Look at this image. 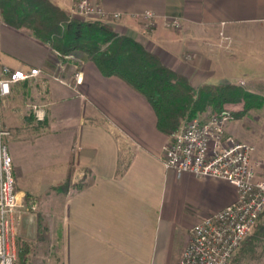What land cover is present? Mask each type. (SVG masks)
<instances>
[{
	"label": "crops",
	"instance_id": "obj_1",
	"mask_svg": "<svg viewBox=\"0 0 264 264\" xmlns=\"http://www.w3.org/2000/svg\"><path fill=\"white\" fill-rule=\"evenodd\" d=\"M52 1L69 11L74 0ZM95 1L121 14L109 22L116 32L140 41L194 87L264 80V0ZM146 11L158 16L150 30L137 18ZM169 18L180 19L181 28L166 27ZM234 28H240V47L231 54L220 32ZM0 40V67H40L48 85L42 132L31 136L28 125L9 115L4 121L13 132L8 141L16 187L37 204L45 197L50 240L59 242L62 263L180 264L192 228L235 202L236 188L166 168L164 146L172 138L158 129L151 104L121 78L104 76L83 53L62 61L30 31L4 21ZM26 41L40 48L34 60L15 54ZM69 64L80 66L81 83L65 72ZM15 85L2 101L11 99ZM227 132L242 140L230 122ZM70 168L71 184L65 188ZM41 169L44 179L35 178L41 187L26 186L25 176ZM20 216L35 223V214ZM22 234L34 237L36 229Z\"/></svg>",
	"mask_w": 264,
	"mask_h": 264
},
{
	"label": "built area",
	"instance_id": "obj_2",
	"mask_svg": "<svg viewBox=\"0 0 264 264\" xmlns=\"http://www.w3.org/2000/svg\"><path fill=\"white\" fill-rule=\"evenodd\" d=\"M71 14L82 19L110 21L121 16L109 13L95 0H74ZM147 28L157 25L151 11L139 15ZM165 25L180 29L178 18L165 19ZM43 69L35 66L0 67V106L13 85L38 78ZM82 75H76L81 83ZM35 116L45 120V109L35 106ZM231 116L227 112L198 115L185 122L164 146V165L177 173L190 172L231 183L237 199L215 214L202 218L191 230V240L180 264H232L242 243L250 236L264 212V178L259 177L253 161L255 147L240 142L227 132ZM10 131L0 118V264H16L18 252L15 235L24 195L16 187L14 162L6 142ZM34 208V206H33Z\"/></svg>",
	"mask_w": 264,
	"mask_h": 264
},
{
	"label": "trees",
	"instance_id": "obj_3",
	"mask_svg": "<svg viewBox=\"0 0 264 264\" xmlns=\"http://www.w3.org/2000/svg\"><path fill=\"white\" fill-rule=\"evenodd\" d=\"M0 16L6 24L28 30L48 44L60 60L81 52L104 76L124 80L148 100L156 113L158 129L172 139L183 122L208 108L242 118L251 110L264 107V95L236 83L224 81L194 87L185 75L166 66L140 41L116 32L109 22L73 16L52 0H0ZM71 177L70 168L63 183L65 188L71 184ZM36 223L34 237L18 239L16 264H29L35 239H50L49 228L39 214ZM257 226L259 231L254 237L260 238L257 235L264 225Z\"/></svg>",
	"mask_w": 264,
	"mask_h": 264
},
{
	"label": "rangeland",
	"instance_id": "obj_4",
	"mask_svg": "<svg viewBox=\"0 0 264 264\" xmlns=\"http://www.w3.org/2000/svg\"><path fill=\"white\" fill-rule=\"evenodd\" d=\"M71 13V9L69 10ZM78 17V16H77ZM80 18V17H79ZM121 18V16L119 17ZM116 18V19H119ZM139 19V17H137ZM88 19V18H87ZM111 21V20H110ZM107 21V22H110ZM140 21V20H139ZM3 22V19L0 16V23ZM141 22V21H140ZM157 18V23H158ZM142 23V22H141ZM146 30H150L152 28H147L142 25ZM166 26V25H165ZM168 27V26H166ZM154 28V27H153ZM172 28V27H168ZM2 37V36H1ZM220 38L223 39L227 43V46L232 50V53H235L236 47H240V28H234L233 31L220 32ZM1 42V40H0ZM19 49L16 51V55L19 60L36 59V55L40 52V48H36L32 42H20ZM233 47V48H232ZM76 53V52H74ZM18 60V59H17ZM76 64H69L65 68V72H69L71 76H75L76 72L80 70V66H75ZM23 67V65H21ZM238 85H241L245 88L253 89L257 93L264 95V80L257 79L251 82L246 81L245 83H240V78H236L235 80ZM14 94L10 100H6L5 102H1L0 106V118L2 121V126L10 131V135L6 136V142L8 144L9 150V139L12 137L13 132H11V128L6 127V123L4 121V116L9 115L11 117V121L16 119V123L18 125L26 124L28 125L29 134L31 136H36V134L43 131V124H41L40 120H38L35 116V106L45 108L47 98V90L48 85L45 80L42 79V75L38 78L21 82L16 84L14 87ZM238 108L239 106H235ZM211 108H208L206 111L200 113L199 115H209L214 114ZM28 117L27 121L24 122L23 117ZM46 118V113H45ZM10 119V118H9ZM9 121V122H11ZM46 121L43 120L42 123ZM230 125L234 127V129L238 132V136L242 139L240 142H247L252 144L255 147V151L253 153V161L256 164V169L259 177L264 178V107L261 109H255L248 112L242 118H229ZM185 122H183L184 124ZM236 139V138H235ZM45 170L41 169L38 173H28L25 176L24 182L27 184L26 186H31L30 188H40L39 182L37 183L35 178L44 179ZM44 198L41 197V201L37 204V199L27 198L24 196L23 202L24 207L21 210V213L26 212L30 214H35V223L31 222L27 216H23L19 219V223L21 222V226L19 228V223L17 225V232L15 235V245L18 247V239L19 238H27L24 234H28V230L30 232H34V229L37 228L36 223V214L41 215L43 223L47 225L46 215L44 214ZM61 202H58L56 205V210L60 211ZM34 206V208H33ZM21 217V216H20ZM264 225V213L258 219L255 227L253 228L251 234L247 239L242 243L240 248L235 253L232 264H264V230L259 232L260 238L254 237L258 233L257 225ZM48 227V226H47ZM30 228V229H29ZM50 233V232H49ZM32 246V252L30 254V262L29 264H63L62 256L59 254V242L57 241H37L35 239ZM60 248V247H59Z\"/></svg>",
	"mask_w": 264,
	"mask_h": 264
}]
</instances>
